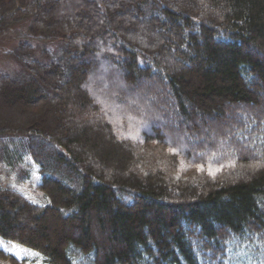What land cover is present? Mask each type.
I'll return each mask as SVG.
<instances>
[{
  "label": "trees",
  "instance_id": "trees-1",
  "mask_svg": "<svg viewBox=\"0 0 264 264\" xmlns=\"http://www.w3.org/2000/svg\"><path fill=\"white\" fill-rule=\"evenodd\" d=\"M7 39L0 155L45 202L0 184V259L264 264V0H0Z\"/></svg>",
  "mask_w": 264,
  "mask_h": 264
},
{
  "label": "rangeland",
  "instance_id": "rangeland-1",
  "mask_svg": "<svg viewBox=\"0 0 264 264\" xmlns=\"http://www.w3.org/2000/svg\"><path fill=\"white\" fill-rule=\"evenodd\" d=\"M15 42L16 41L13 39L12 40L7 39L5 43L3 42V44H5L4 47H1L0 45V70H5V69L13 70L15 68L14 64L11 62L13 60L8 55H5L3 53L4 49L5 50L8 48L10 49L15 44ZM142 97H147V96L146 95L144 96L143 94ZM128 99L136 100L135 96L133 97L132 95H129ZM128 99L124 101L123 103L124 105L129 104ZM137 100L139 99L137 98ZM114 109H116L117 111L116 110L111 111V113L108 116L111 119V122L119 124L120 126H122V128L124 127L125 130H127L129 135H131L134 138H138L140 134L139 132L133 129V122H129V120L122 115L126 113V111L122 109V106H118L116 108L114 107ZM168 122L171 121L168 120ZM170 125H172V122L170 123ZM213 127L216 128L215 126ZM214 134H216V132H214ZM189 142L191 143L192 141ZM26 175L27 178L24 181H21V178ZM39 178L40 175L38 174V167L34 165L29 158L26 157L21 163H19L13 169L11 167H8L7 164H5V162L2 160L0 155V184L12 186L13 188H15V190H18L19 193H21L23 196L27 197L28 199L32 200L34 203L45 202L44 196L41 193H39L38 190L35 188V185L39 180ZM13 246L20 255H23V257L26 258L23 260V263L20 262L19 264H43V260L41 256H39V254L33 255L37 253L30 251L20 245L13 244ZM2 248H4L7 252H14V249L10 248L8 245H2ZM26 251L32 252V254L28 255ZM0 264H13V263L8 261L7 259L2 258L0 259Z\"/></svg>",
  "mask_w": 264,
  "mask_h": 264
},
{
  "label": "snow or ice",
  "instance_id": "snow-or-ice-1",
  "mask_svg": "<svg viewBox=\"0 0 264 264\" xmlns=\"http://www.w3.org/2000/svg\"><path fill=\"white\" fill-rule=\"evenodd\" d=\"M33 255H38V254H33Z\"/></svg>",
  "mask_w": 264,
  "mask_h": 264
}]
</instances>
